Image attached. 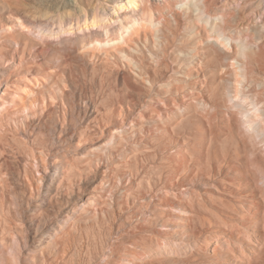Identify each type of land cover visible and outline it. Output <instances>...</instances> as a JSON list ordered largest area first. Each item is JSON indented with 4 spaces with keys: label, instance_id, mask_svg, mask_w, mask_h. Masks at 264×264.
Instances as JSON below:
<instances>
[{
    "label": "rangeland",
    "instance_id": "rangeland-1",
    "mask_svg": "<svg viewBox=\"0 0 264 264\" xmlns=\"http://www.w3.org/2000/svg\"><path fill=\"white\" fill-rule=\"evenodd\" d=\"M194 1L0 0V264H264V1Z\"/></svg>",
    "mask_w": 264,
    "mask_h": 264
},
{
    "label": "bare ground",
    "instance_id": "bare-ground-1",
    "mask_svg": "<svg viewBox=\"0 0 264 264\" xmlns=\"http://www.w3.org/2000/svg\"><path fill=\"white\" fill-rule=\"evenodd\" d=\"M143 1H147V0H143ZM236 1H238V0H236ZM257 1V0H256ZM259 2H260V0H258ZM258 1L255 3V4H258ZM264 1V0H263ZM142 2V1H141ZM192 2V1H191ZM239 2V1H238ZM193 3V2H192ZM194 4H196V6H197V8H198V11H199V16H202V17H204V11H203V9L204 8H206L207 6H206V4H205V0H195L194 1ZM244 4V3H243ZM263 4V6H264V2L262 3V1H261V5ZM120 5V4H119ZM123 5H125V4H123ZM123 5H121V6H123ZM140 5V4H139ZM181 5V4H180ZM183 5V4H182ZM259 6V5H258ZM124 7V6H123ZM163 7V6H162ZM126 8V7H125ZM159 8V7H158ZM258 8V7H257ZM127 10H128V6H127V8H126ZM126 9H125V11H126ZM114 10V9H113ZM165 10V9H164ZM252 10V9H251ZM262 10V9H261ZM130 11V10H129ZM229 11V10H228ZM236 11V10H235ZM253 11V10H252ZM128 11H126V13H127ZM142 12V11H141ZM240 12H242V11H240ZM255 12V11H254ZM116 13V12H115ZM114 13V14H115ZM125 13V14H126ZM138 13V12H137ZM124 14V13H123ZM130 14V13H129ZM187 14V13H186ZM225 14V13H224ZM223 14V15H224ZM117 15V14H116ZM115 15V16H116ZM259 15V18H260V20H261V24H259V26H257L258 28H256L259 32H260V34H264V12L262 13H260V14H258ZM126 16V15H125ZM135 16H138V15H136L135 14ZM231 16V15H230ZM110 17V16H109ZM221 17V16H220ZM111 18V17H110ZM192 18V17H191ZM198 19V18H197ZM234 19V18H233ZM258 19V18H257ZM259 20V19H258ZM257 20V21H258ZM111 22H113V19H112V21ZM175 22V21H174ZM206 22H208V21H206ZM176 23V22H175ZM259 23V22H258ZM107 24V23H106ZM110 24V23H109ZM139 25V23L137 22V21H131V22H129L128 23V26H127V29H128V36H130L131 35V33H132V31H133V29L135 28V27H137ZM232 25V24H231ZM234 25V24H233ZM164 26H165V24H164ZM181 26V25H180ZM218 26V25H217ZM220 26V25H219ZM229 26V25H228ZM166 27V26H165ZM179 27V26H178ZM217 28V27H216ZM213 29V28H212ZM218 29V28H217ZM217 29H215V31L217 30ZM234 29V28H233ZM170 30V29H169ZM233 31V30H232ZM190 33V32H189ZM230 33V32H229ZM188 34V33H187ZM258 35V34H257ZM121 37H122V40L121 39H119L118 41H117V43H115V44H120L122 41H123V39H125L124 38V34H122L121 35ZM235 40V39H234ZM249 40V39H248ZM227 41V46L228 47H232L233 46V44H232V42L230 41V40H226ZM233 41V40H232ZM242 41V40H241ZM234 42V41H233ZM148 44V43H147ZM261 44L264 46V41H261ZM249 44H244V45H242V48H241V55H245L246 54V51L247 50H249ZM251 50V49H250ZM179 52V51H178ZM255 53V52H254ZM231 54V53H230ZM157 55V54H156ZM161 55V54H160ZM232 55V54H231ZM223 57V56H222ZM244 57V56H243ZM247 57V56H246ZM245 57V58H246ZM221 58V57H220ZM131 62L133 63V64H138L135 60H131ZM223 63V62H222ZM138 67H140V66H138ZM141 68V67H140ZM253 68V67H252ZM239 69V68H238ZM255 105V104H254ZM256 106V105H255ZM256 113H260V111H259V109H257L256 110ZM242 114H243V116H244V119H245V123H246V125H247V127H248V129H249V131L251 132V133H257V127H258V124H257V122H256V120L253 118V116L247 111V110H245L244 108H243V112H242ZM58 170V169H57ZM55 175V174H54ZM59 181V180H58Z\"/></svg>",
    "mask_w": 264,
    "mask_h": 264
}]
</instances>
